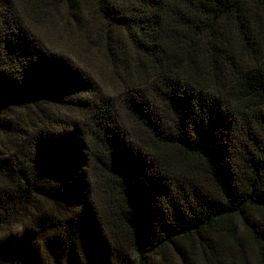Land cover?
Instances as JSON below:
<instances>
[{
  "label": "trees",
  "instance_id": "obj_1",
  "mask_svg": "<svg viewBox=\"0 0 264 264\" xmlns=\"http://www.w3.org/2000/svg\"><path fill=\"white\" fill-rule=\"evenodd\" d=\"M0 264H264V0H0Z\"/></svg>",
  "mask_w": 264,
  "mask_h": 264
},
{
  "label": "rangeland",
  "instance_id": "obj_2",
  "mask_svg": "<svg viewBox=\"0 0 264 264\" xmlns=\"http://www.w3.org/2000/svg\"><path fill=\"white\" fill-rule=\"evenodd\" d=\"M65 16V10L59 9L50 22L42 23L35 31L50 49L70 54L96 76L105 91L114 97H120V80L117 73L113 72L112 63L103 57L101 46L94 37L95 33L90 39L83 37L82 32L78 33L77 28L70 24Z\"/></svg>",
  "mask_w": 264,
  "mask_h": 264
}]
</instances>
